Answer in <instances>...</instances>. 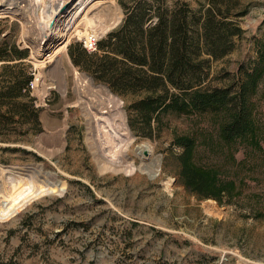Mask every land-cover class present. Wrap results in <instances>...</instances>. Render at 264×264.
<instances>
[{
	"label": "rangeland",
	"instance_id": "obj_1",
	"mask_svg": "<svg viewBox=\"0 0 264 264\" xmlns=\"http://www.w3.org/2000/svg\"><path fill=\"white\" fill-rule=\"evenodd\" d=\"M65 1L15 0V10L7 9L12 0H0V18L7 17L0 37L11 32L28 49L40 126L36 134L0 141V260L264 264V70L249 97L256 144L223 142L218 115L208 112L167 115L158 136L142 137L126 121L136 96L113 92L74 66L66 51L91 24L117 12L119 20L96 38L113 29L123 17L117 0H69L76 6L57 24L59 38L31 47L29 39L45 38L38 17ZM183 1L193 9L207 2ZM220 2L242 13L241 33L227 54L209 57L204 83L211 88L240 80L264 46V0ZM183 134L195 141V163L232 187L219 201L193 195L177 177L171 140ZM144 143L145 154H137ZM146 163L155 165L152 178L139 168Z\"/></svg>",
	"mask_w": 264,
	"mask_h": 264
},
{
	"label": "trees",
	"instance_id": "obj_2",
	"mask_svg": "<svg viewBox=\"0 0 264 264\" xmlns=\"http://www.w3.org/2000/svg\"><path fill=\"white\" fill-rule=\"evenodd\" d=\"M117 3L123 17L96 41L93 51H86L81 42L69 43L66 51L74 66L113 92L136 96L126 107L129 128L152 138L162 130L167 115L208 112L218 115L217 130L223 142L246 139L256 144L249 97L262 77L264 46L237 82L213 88L204 83L209 57L227 54L232 38L240 35L236 18L242 13L232 12L220 0H207L194 9L183 0ZM6 20L0 18V23ZM27 57L28 49L20 48L11 32L0 37V141L40 131ZM171 144L178 148L177 177L190 193L219 201L224 192L231 191L232 187L220 184L207 168L195 163L191 136L175 135ZM0 264L19 263L9 259Z\"/></svg>",
	"mask_w": 264,
	"mask_h": 264
},
{
	"label": "bare ground",
	"instance_id": "obj_3",
	"mask_svg": "<svg viewBox=\"0 0 264 264\" xmlns=\"http://www.w3.org/2000/svg\"><path fill=\"white\" fill-rule=\"evenodd\" d=\"M63 3V2H62ZM62 3H60L59 5H61ZM58 5V6H59ZM57 6V7H58ZM76 6V3L72 6V8L71 9H73L74 7ZM56 7V8H57ZM56 8H54L53 9V11H52V13L49 15V16H47V17H44V18H42V17H38V22H37V24H38V27L41 29V30H43L44 32H45V35L47 36V34H49V33H51V34H53L54 36H56V32H55V30H56V28H57V24H56V26L55 27H53L51 30H48L47 29V26H46V21H48V19L51 17V15L56 11ZM78 8V7H77ZM118 11V10H117ZM69 13V12H68ZM99 20V19H98ZM97 20V21H98ZM117 20H119V18H118V13L117 12H115L112 16H110V18L108 19V20H106V21H104L103 20V22L102 21H99L98 23H97V25L96 26H93L92 24L90 25V29L89 28H87L86 29V33H84L85 35H87V34H93V35H95V36H98L99 35V33H103V31H105L107 28H109L110 26H112L113 24H115V22L117 21ZM88 22V21H87ZM87 24V23H86ZM89 26V25H88ZM45 39V38H44ZM143 143V142H142ZM148 143H144L143 145H138L137 147H136V150H135V152L137 153V154H140L143 150H145V149H148V145H147ZM141 170H143V171H145L146 173H148V176L150 177V178H152L155 174H156V168H155V165H153V164H149V163H146V164H142L140 167H139Z\"/></svg>",
	"mask_w": 264,
	"mask_h": 264
},
{
	"label": "water",
	"instance_id": "obj_4",
	"mask_svg": "<svg viewBox=\"0 0 264 264\" xmlns=\"http://www.w3.org/2000/svg\"><path fill=\"white\" fill-rule=\"evenodd\" d=\"M13 2L7 7V9H17L18 7L16 5V2H14L15 0H12ZM19 3V1H18ZM71 9V1L67 0L65 2H63L61 5H59L56 8V11L51 15V17L48 19V21H46V26L48 30H51L53 27L56 26V24H58L59 22L63 21V19L68 15V12ZM34 13H36V11H34ZM7 14V13H6ZM9 14V13H8ZM11 15H13V13L10 12ZM43 35L46 39H43L41 42L40 40L33 38V39H29V43L31 45V47L37 45V44H41L42 46H44L46 41H50V43L54 42L56 39H58L59 37L54 36L53 34L49 33L47 34V36L45 35V32L43 31ZM64 41V38L60 39L59 43H62ZM47 49L43 50V54L42 55H46ZM31 58V56H30ZM106 90H108L107 88H105ZM143 154H145V151H142Z\"/></svg>",
	"mask_w": 264,
	"mask_h": 264
},
{
	"label": "built area",
	"instance_id": "obj_5",
	"mask_svg": "<svg viewBox=\"0 0 264 264\" xmlns=\"http://www.w3.org/2000/svg\"><path fill=\"white\" fill-rule=\"evenodd\" d=\"M97 40L98 38H96L95 35L87 34L82 38L81 45L86 51L90 52L95 49V43Z\"/></svg>",
	"mask_w": 264,
	"mask_h": 264
}]
</instances>
